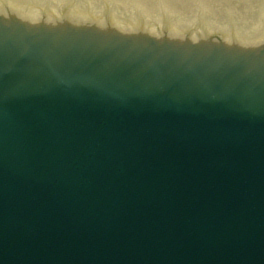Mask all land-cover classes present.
Segmentation results:
<instances>
[{"label": "water", "instance_id": "1", "mask_svg": "<svg viewBox=\"0 0 264 264\" xmlns=\"http://www.w3.org/2000/svg\"><path fill=\"white\" fill-rule=\"evenodd\" d=\"M0 264H264V21L0 0Z\"/></svg>", "mask_w": 264, "mask_h": 264}, {"label": "bare ground", "instance_id": "2", "mask_svg": "<svg viewBox=\"0 0 264 264\" xmlns=\"http://www.w3.org/2000/svg\"><path fill=\"white\" fill-rule=\"evenodd\" d=\"M145 1H150V2H154V3H160L159 1H155V0H145ZM161 1H163V4H166V5L183 7V8H189V9L206 11V12L217 13V14H223V15H228V16H234L235 14H236L235 16H237L239 14L238 12H241L242 10L247 8L245 13L240 16V18H246V19H252V17L255 16L254 13L255 12H257V13L259 12V4L261 2H264V1H261L258 4L259 0H244L245 2H243V5L245 7H242L243 6L242 5V1L243 0H236L237 3H235V4H232L233 3L232 2L231 4L233 6H230L229 3L227 5V3L225 2L227 0H225V1L224 0H219L220 3H218L217 0H216V2H217L216 7L217 8H215V6H212V5L209 6V3H207L206 0H196V3L194 2V0H161ZM230 1H232V0H230ZM238 7L240 8L239 11H238ZM262 13H263V16H264V8H263V12ZM257 15H256V17H257Z\"/></svg>", "mask_w": 264, "mask_h": 264}, {"label": "rangeland", "instance_id": "3", "mask_svg": "<svg viewBox=\"0 0 264 264\" xmlns=\"http://www.w3.org/2000/svg\"><path fill=\"white\" fill-rule=\"evenodd\" d=\"M155 1H159L160 2V4H163V1H161V0H155ZM207 1V3H209V6H211V5H213L214 4V6H215V8H217L216 7V5H217V2L218 3H220L219 2V0H217V2H216V0H206ZM205 1V2H206ZM225 1V0H224ZM261 1H264V0H259V2H258V4L261 2ZM194 2L196 3V0H194ZM226 3H227V5H228V3H229V5L230 6H233L232 4H235V3H237L236 2V0H232V1H230V0H227V1H225ZM233 2V3H232ZM243 2H245L244 0L242 1V5H243ZM232 3V4H231ZM264 2H261L260 4H259V12L258 13H260V15L258 16L257 15V17H256V13L257 12H255V20H257V21H260L261 20V18H262V15H263V8H264V4H263ZM263 5V6H262ZM242 7H245L244 5L242 6ZM262 8V9H261ZM240 10V8L238 7V11ZM262 10V11H261ZM237 13V12H236ZM238 13H240V12H238ZM237 13V14H238ZM262 13V14H261ZM236 15V14H235ZM234 15V17H239V14L237 15V16H235ZM259 18V19H258Z\"/></svg>", "mask_w": 264, "mask_h": 264}]
</instances>
